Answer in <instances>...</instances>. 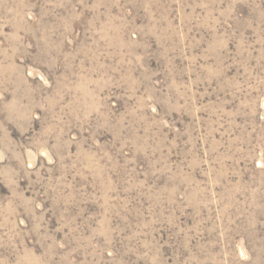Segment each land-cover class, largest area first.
<instances>
[{"label":"rangeland","instance_id":"374dc122","mask_svg":"<svg viewBox=\"0 0 264 264\" xmlns=\"http://www.w3.org/2000/svg\"><path fill=\"white\" fill-rule=\"evenodd\" d=\"M0 264H264V0H0Z\"/></svg>","mask_w":264,"mask_h":264}]
</instances>
